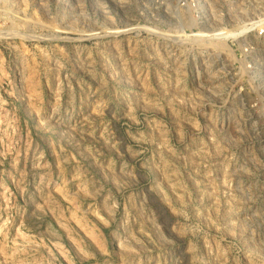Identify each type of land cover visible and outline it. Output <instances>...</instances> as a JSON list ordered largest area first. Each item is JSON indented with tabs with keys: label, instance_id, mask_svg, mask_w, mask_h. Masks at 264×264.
Returning a JSON list of instances; mask_svg holds the SVG:
<instances>
[{
	"label": "rangeland",
	"instance_id": "374dc122",
	"mask_svg": "<svg viewBox=\"0 0 264 264\" xmlns=\"http://www.w3.org/2000/svg\"><path fill=\"white\" fill-rule=\"evenodd\" d=\"M0 264H264V0H0Z\"/></svg>",
	"mask_w": 264,
	"mask_h": 264
}]
</instances>
